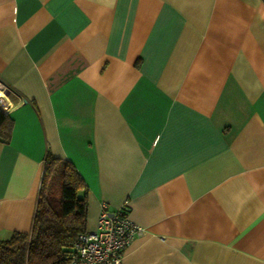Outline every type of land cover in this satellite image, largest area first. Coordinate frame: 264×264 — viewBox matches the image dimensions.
Segmentation results:
<instances>
[{
    "label": "crops",
    "instance_id": "crops-1",
    "mask_svg": "<svg viewBox=\"0 0 264 264\" xmlns=\"http://www.w3.org/2000/svg\"><path fill=\"white\" fill-rule=\"evenodd\" d=\"M0 81V239L49 150L86 230L101 202L143 227L123 264H264V0H0Z\"/></svg>",
    "mask_w": 264,
    "mask_h": 264
},
{
    "label": "trees",
    "instance_id": "trees-1",
    "mask_svg": "<svg viewBox=\"0 0 264 264\" xmlns=\"http://www.w3.org/2000/svg\"><path fill=\"white\" fill-rule=\"evenodd\" d=\"M12 119L0 109V141L8 142ZM29 232L0 239V264H67V246L86 230L84 181L67 159L46 150Z\"/></svg>",
    "mask_w": 264,
    "mask_h": 264
},
{
    "label": "built area",
    "instance_id": "built-area-1",
    "mask_svg": "<svg viewBox=\"0 0 264 264\" xmlns=\"http://www.w3.org/2000/svg\"><path fill=\"white\" fill-rule=\"evenodd\" d=\"M11 106L5 96H0L3 112ZM128 211L126 202L114 210L101 202L95 228L79 233L67 246V264H123L125 246L143 231L142 226L129 218Z\"/></svg>",
    "mask_w": 264,
    "mask_h": 264
},
{
    "label": "bare ground",
    "instance_id": "bare-ground-1",
    "mask_svg": "<svg viewBox=\"0 0 264 264\" xmlns=\"http://www.w3.org/2000/svg\"><path fill=\"white\" fill-rule=\"evenodd\" d=\"M3 86H0V88ZM7 87H3V90L0 91V95H6V93H8V90L6 89ZM2 89V88H1Z\"/></svg>",
    "mask_w": 264,
    "mask_h": 264
}]
</instances>
